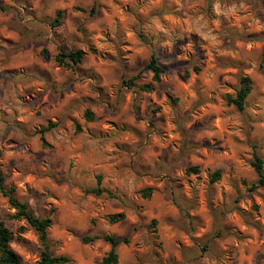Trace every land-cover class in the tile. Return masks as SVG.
Listing matches in <instances>:
<instances>
[{
    "label": "clouds",
    "instance_id": "9594fccd",
    "mask_svg": "<svg viewBox=\"0 0 264 264\" xmlns=\"http://www.w3.org/2000/svg\"><path fill=\"white\" fill-rule=\"evenodd\" d=\"M60 261L264 264V0H0V264Z\"/></svg>",
    "mask_w": 264,
    "mask_h": 264
},
{
    "label": "trees",
    "instance_id": "16d2710c",
    "mask_svg": "<svg viewBox=\"0 0 264 264\" xmlns=\"http://www.w3.org/2000/svg\"><path fill=\"white\" fill-rule=\"evenodd\" d=\"M73 59H77V57L74 55ZM59 264H67V261H60ZM105 264H110V262L106 261Z\"/></svg>",
    "mask_w": 264,
    "mask_h": 264
}]
</instances>
